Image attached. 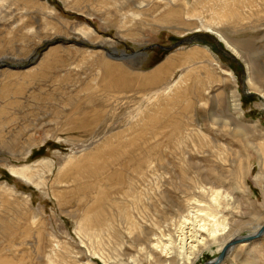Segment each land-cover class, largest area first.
Here are the masks:
<instances>
[{
  "label": "rangeland",
  "instance_id": "374dc122",
  "mask_svg": "<svg viewBox=\"0 0 264 264\" xmlns=\"http://www.w3.org/2000/svg\"><path fill=\"white\" fill-rule=\"evenodd\" d=\"M191 34L201 42L157 45ZM29 55L0 65V264H164L154 243L213 187L232 197L230 221L251 222L238 235L264 222V98L248 80L264 89V0H0V59ZM101 59L128 84L98 85ZM235 99L244 128L223 122ZM222 264H264V233Z\"/></svg>",
  "mask_w": 264,
  "mask_h": 264
},
{
  "label": "bare ground",
  "instance_id": "6f19581e",
  "mask_svg": "<svg viewBox=\"0 0 264 264\" xmlns=\"http://www.w3.org/2000/svg\"><path fill=\"white\" fill-rule=\"evenodd\" d=\"M176 12L177 10L173 9L168 14H166L165 17L173 18ZM176 17H177V14H176ZM201 25L207 28V30H210L218 34L221 37V39L224 41L226 46L228 47V50L232 52V53L230 52L231 55L234 54L237 57L243 58V61H247V58L244 55V53L240 49H238V47L235 46L218 29L212 26H208L204 23H202ZM194 28L197 29L199 28V26L196 25ZM185 29H188V28H185ZM93 31L94 30H92V32ZM80 38L82 39L83 37H80ZM38 55L39 54H37L36 56ZM30 56H33V55H30ZM5 59H6V62H10V61H7L8 59H10L12 62L26 60V59H14L12 57H5V58L0 59V63L4 62ZM97 63L99 64V67L102 71L101 81L98 85L103 84L102 82H104V84L109 83V85L116 84L117 86L118 85L123 86V85L128 84V81H126L127 79L126 80L124 79L125 75L123 76L120 73V71H115L117 65L110 64L108 61L104 59H101ZM170 64L171 63H166L164 65H166L168 68ZM6 65H2V66H6ZM165 70H166V67H162L160 69L158 68L151 75H146L145 77L139 76L140 79H142V81L140 82L141 83L142 82L143 83H154L159 77L162 76ZM249 70H250V66H249ZM248 80H249V84L251 88L253 89V91L254 90L258 91L261 94V97L264 98V89L258 86L259 84L257 85L255 82L252 81L251 72L249 73ZM104 84H103V87H104ZM235 97H236V94H235ZM233 110L234 111H232L231 109H228V111L230 112V117H227V120L223 121L225 126H229L230 124H232V121L234 122V120H237V122H239L240 125L235 122L236 127L240 126L244 128L245 125L243 126L242 122H240V114H242V111L240 108V102L237 101V99L233 100ZM256 126L259 129V131L262 134H264V128L258 127V125ZM262 151L264 154V145L262 146ZM261 162L262 163L264 162V158H262ZM10 171H9L10 173H13L21 177L22 179H24L25 181L29 183H34V184L36 183L33 180V177L30 175V169L28 168L24 169V168L10 167ZM210 198H211L210 203H201V201L199 200L200 204L197 205V208L191 209L190 215L188 214L189 215L188 218L182 221V224L179 226V228L176 231H174V232H177L175 235L176 239H173L172 237H170L168 241L165 240L166 242H164V238L162 237V235L158 237L157 242L154 243V246L156 248H159L162 251V253L167 256L168 260H166L164 264H195V261L200 256H202L205 250H210L215 245L217 246V250L219 253L220 250L226 244H228L229 242L233 241L234 239L238 237H241V235L237 234V231L241 229V226H244V225L248 226L251 224L250 221H244V220H238L237 222L230 221L229 218L226 217V214H224V210H221L222 209L221 206H223L225 202H230L232 197L228 196L227 194H224V192L221 191L220 189H216L214 187L211 188ZM130 224H132L133 227L136 226L135 222H132ZM263 224L264 222L256 225L255 229L251 231L250 233H247L246 235H249L251 233L258 231L259 228ZM94 234H95V231H94ZM89 236H91V234ZM242 236H245V235H242ZM243 242H246V241H243ZM237 243H241V242H237ZM235 244L231 245L227 249V252L225 253L226 254L225 257L227 256L228 252L235 246ZM174 259H175V262L173 261ZM223 262L224 260H222L218 264H222Z\"/></svg>",
  "mask_w": 264,
  "mask_h": 264
},
{
  "label": "water",
  "instance_id": "95a60500",
  "mask_svg": "<svg viewBox=\"0 0 264 264\" xmlns=\"http://www.w3.org/2000/svg\"><path fill=\"white\" fill-rule=\"evenodd\" d=\"M211 33H213L216 36V39H214L216 44L222 41L220 38H218V36L215 32L211 31ZM58 38H60V36ZM85 41H88V40L85 39ZM80 42H82V41H80ZM199 42H200V39L197 36L191 34V35L182 36L181 38L171 42L168 45H163V44H157V45L160 46L161 48H164V49H171V48H176V47H180L183 45L190 46L193 44H197ZM221 43L226 48V50H224L223 52L229 56H234L233 54L231 55L229 50H227L228 48L226 47L225 43L223 41ZM209 45H211V44H209ZM105 49H106L105 54L107 56H109L113 59H118V60H128V59L133 60V59L139 58L140 56H142L145 53L144 48L126 51L123 48L117 49L115 46H111V48L106 47ZM30 57L31 56L29 55L26 58V60L18 61V62H16V61L15 62L4 61V62H1L0 65H6L7 64L6 66H8V67H14V68L15 67L16 68L22 67L23 68L26 66V64H28L27 60H30ZM234 57H237V56H234ZM29 62H31V60ZM248 92H250V91H248ZM263 233H264V224L259 228L258 231L251 233L249 235L238 237V238L234 239L233 241L229 242L220 250V252L216 256H214V258L207 259L200 264H218L219 262L224 260L225 255H226L225 253L227 252V249L231 245H234L237 242H243V241L250 242L256 238H259Z\"/></svg>",
  "mask_w": 264,
  "mask_h": 264
}]
</instances>
